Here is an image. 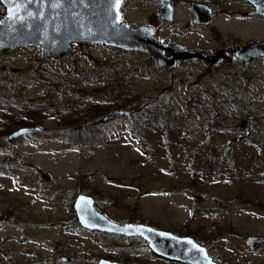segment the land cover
Returning a JSON list of instances; mask_svg holds the SVG:
<instances>
[{
    "label": "rangeland",
    "instance_id": "374dc122",
    "mask_svg": "<svg viewBox=\"0 0 264 264\" xmlns=\"http://www.w3.org/2000/svg\"><path fill=\"white\" fill-rule=\"evenodd\" d=\"M101 76H119L130 94L148 95L144 103L185 125L146 129L141 142L131 118L98 124L116 109L107 82L88 83ZM21 93L40 110L7 105ZM244 119L250 123L240 132ZM90 120L97 125L86 136L101 146L77 149L67 132L85 135ZM22 123L43 131L11 141ZM232 141L234 160L217 177L197 173L206 156ZM80 194L115 222L194 238L218 264H264V245L255 252L246 246L249 237H264V210L247 203L264 201V61L217 71L187 64L168 73L150 56L105 46H76L67 58L45 60L36 47L0 52V264H183L148 253L141 238L78 229L68 204ZM196 202L202 212L187 223Z\"/></svg>",
    "mask_w": 264,
    "mask_h": 264
},
{
    "label": "water",
    "instance_id": "95a60500",
    "mask_svg": "<svg viewBox=\"0 0 264 264\" xmlns=\"http://www.w3.org/2000/svg\"><path fill=\"white\" fill-rule=\"evenodd\" d=\"M0 1L6 10L5 16L0 20L4 21L0 24L1 53H9L24 46L36 47L40 50V58L45 60L51 57L67 58L75 53L76 46L95 45L152 56L158 66L165 70L171 71L177 66L178 58H167L166 53L171 50L150 29L144 26L133 28L122 22L119 10L122 0L118 6L114 5L113 0H39L38 3L28 4L26 10L23 6L17 10L8 0ZM54 4L59 6L54 7ZM9 9H12L15 16L9 15ZM27 11H31L33 16L29 17ZM248 49L256 53L251 59L264 57V43L252 44ZM174 51L173 49L172 53L176 54ZM182 57L183 61L203 58L211 68L219 64L218 57L208 59L185 50ZM130 114L127 110H115L105 117V122L126 118ZM249 123V119L242 120L237 126L238 131H246ZM42 131L41 127H23L10 134L9 139L16 141ZM74 210L84 229L141 238L158 257L183 264H218L211 258L207 248L192 237L177 236L147 224L118 223L109 219L89 195H78L74 201ZM263 245V236H252L246 240V246L252 252ZM67 261V258L62 259L63 264H68ZM99 264L122 263L101 259Z\"/></svg>",
    "mask_w": 264,
    "mask_h": 264
},
{
    "label": "flooded vegetation",
    "instance_id": "af4514ba",
    "mask_svg": "<svg viewBox=\"0 0 264 264\" xmlns=\"http://www.w3.org/2000/svg\"><path fill=\"white\" fill-rule=\"evenodd\" d=\"M3 8L5 16L6 10L4 6ZM119 10L123 23L133 28L147 27L171 50L167 51V58L170 60L173 56L178 58L177 66L169 71L160 68L155 58L150 56L165 72L174 73L180 66L197 63L204 64L210 71H217L224 64L230 67L239 64L242 69H246L259 61H264L263 56L251 59L256 53L248 49L252 44L264 43V0H122ZM173 49L176 54L172 53ZM184 50L208 59L218 57L219 64L211 68L203 58L183 61L181 58ZM115 110L124 109L116 108L111 112ZM126 110L131 113L130 110ZM111 112L100 119L98 124L114 123L132 116L130 114L126 118L105 122V117ZM90 121L91 123L81 127L85 135L93 128L92 124L97 125ZM67 263L71 264L69 260Z\"/></svg>",
    "mask_w": 264,
    "mask_h": 264
},
{
    "label": "trees",
    "instance_id": "16d2710c",
    "mask_svg": "<svg viewBox=\"0 0 264 264\" xmlns=\"http://www.w3.org/2000/svg\"><path fill=\"white\" fill-rule=\"evenodd\" d=\"M0 7L2 10H4L3 6L0 3ZM104 76H101L98 80H89L88 83L91 85H94L95 83H99L101 81L107 82L108 89L111 91L114 89L115 94V104L116 108L118 109H128L131 111V119L133 121V130L136 134L139 133V139L141 142L145 139V135L147 134L146 129L150 130H158L159 128H164L165 130H173L177 126L185 125L184 120L181 116H170L166 112L164 114L159 115L157 113V109L155 108L154 103H144V98H148L149 96L140 97L135 96L129 93V90L127 89L126 85L121 81L119 76H114L113 78H109L108 80L103 79ZM22 93L14 96V99L7 102V105H13L19 108H22L23 106H27L28 108L37 111L40 110V106L32 104V103H24ZM19 99V100H18ZM21 100V101H20ZM23 102V103H22ZM28 103V104H27ZM142 103V104H141ZM51 107V103L48 102V108ZM206 122L210 125H213L215 122L214 118H207ZM60 124L61 126H64L66 124H75L77 126L76 120L68 121L63 120ZM34 125L37 126V123L34 124H27L22 123L20 125H17V127L20 129L22 127H33ZM15 127L13 131L15 132L18 130V128ZM80 128V127H79ZM68 137L67 141L70 142V144H73L77 149H83V148H98L101 146V142L98 138L93 136H86L81 133L79 129H73L71 131H68ZM142 136H141V134ZM208 145V144H206ZM235 142L232 141L229 144L221 147H216L215 153H211L210 155L206 156L204 162L197 167V173L201 174L205 177H217L219 173L221 172L222 168L228 164L229 162H233L234 160V152H235ZM34 171L36 174L39 173V169L34 167ZM96 202V201H95ZM247 203L251 204L252 207H256L259 209L264 210V201H258V203H254L252 201H247ZM97 208H99V205L96 202ZM68 208L75 214L74 210V201H71L68 204ZM139 209L138 200L135 202L133 206V213L134 215H137ZM202 212V209L199 208L198 202H196L191 217L188 220L187 223L193 222ZM131 222V221H130ZM74 223L76 227L84 232L87 233H94L93 231H89L87 229H84L78 222L77 216L75 214ZM134 223V221H132ZM71 225V223H70ZM148 253H151L152 251L147 247Z\"/></svg>",
    "mask_w": 264,
    "mask_h": 264
},
{
    "label": "snow or ice",
    "instance_id": "6c2138e0",
    "mask_svg": "<svg viewBox=\"0 0 264 264\" xmlns=\"http://www.w3.org/2000/svg\"><path fill=\"white\" fill-rule=\"evenodd\" d=\"M8 2L10 4H12L17 10L21 9V7L23 6V8L26 10L27 9V5L34 3V2H39V0H8ZM113 3L115 6H118L120 3V0H113ZM54 7L59 6L58 4H54ZM9 15L10 16H15V14L13 13L12 9H9ZM27 15L29 17L33 16V13L31 11H27ZM18 19H23V17H16ZM4 21H0V24H3ZM151 231V230H150ZM189 243H191V241H189ZM202 251V250H201Z\"/></svg>",
    "mask_w": 264,
    "mask_h": 264
}]
</instances>
